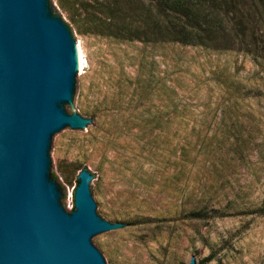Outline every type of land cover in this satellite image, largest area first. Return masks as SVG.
<instances>
[{
  "label": "rangeland",
  "instance_id": "374dc122",
  "mask_svg": "<svg viewBox=\"0 0 264 264\" xmlns=\"http://www.w3.org/2000/svg\"><path fill=\"white\" fill-rule=\"evenodd\" d=\"M47 1L83 58L53 183L90 172L109 264H264V0Z\"/></svg>",
  "mask_w": 264,
  "mask_h": 264
},
{
  "label": "water",
  "instance_id": "95a60500",
  "mask_svg": "<svg viewBox=\"0 0 264 264\" xmlns=\"http://www.w3.org/2000/svg\"><path fill=\"white\" fill-rule=\"evenodd\" d=\"M53 12L47 0H0V264H109L95 243L115 225L90 172L78 174L71 212L53 183L56 140L84 122L62 108L83 67Z\"/></svg>",
  "mask_w": 264,
  "mask_h": 264
},
{
  "label": "trees",
  "instance_id": "16d2710c",
  "mask_svg": "<svg viewBox=\"0 0 264 264\" xmlns=\"http://www.w3.org/2000/svg\"><path fill=\"white\" fill-rule=\"evenodd\" d=\"M172 3H175L177 6L182 5V1L180 0H173ZM190 14V10L187 9L186 15ZM193 15V14H192ZM155 21L157 22L155 30H152L153 36H160V37H166L170 41H177L183 44H189L191 43L190 38L194 37L195 34L192 30L187 29L185 25H180L179 28L176 27V25H171L170 27L168 25H163L160 23V20H158L157 17H154ZM117 33H120L121 30L119 28H116ZM143 33L145 35H148L147 32ZM154 39V38H153ZM146 40V39H144ZM146 41H152L147 39ZM155 41V40H153ZM54 178V177H53Z\"/></svg>",
  "mask_w": 264,
  "mask_h": 264
},
{
  "label": "bare ground",
  "instance_id": "6f19581e",
  "mask_svg": "<svg viewBox=\"0 0 264 264\" xmlns=\"http://www.w3.org/2000/svg\"><path fill=\"white\" fill-rule=\"evenodd\" d=\"M78 46H79V44H78ZM79 51H80V57H81V62H82V50H81V48H80V46H79ZM82 66H83V62H82Z\"/></svg>",
  "mask_w": 264,
  "mask_h": 264
}]
</instances>
